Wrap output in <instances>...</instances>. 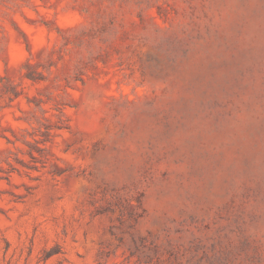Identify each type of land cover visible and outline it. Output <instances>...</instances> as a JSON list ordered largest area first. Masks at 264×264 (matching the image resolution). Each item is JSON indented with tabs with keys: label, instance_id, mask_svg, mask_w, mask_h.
<instances>
[{
	"label": "rangeland",
	"instance_id": "obj_1",
	"mask_svg": "<svg viewBox=\"0 0 264 264\" xmlns=\"http://www.w3.org/2000/svg\"><path fill=\"white\" fill-rule=\"evenodd\" d=\"M0 264H264V0H0Z\"/></svg>",
	"mask_w": 264,
	"mask_h": 264
}]
</instances>
